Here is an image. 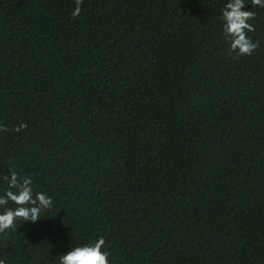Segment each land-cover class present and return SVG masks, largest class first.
<instances>
[{"label": "trees", "instance_id": "16d2710c", "mask_svg": "<svg viewBox=\"0 0 264 264\" xmlns=\"http://www.w3.org/2000/svg\"><path fill=\"white\" fill-rule=\"evenodd\" d=\"M226 2L0 0V195L11 169L54 201L0 259L264 264V8L234 58Z\"/></svg>", "mask_w": 264, "mask_h": 264}, {"label": "clouds", "instance_id": "9594fccd", "mask_svg": "<svg viewBox=\"0 0 264 264\" xmlns=\"http://www.w3.org/2000/svg\"><path fill=\"white\" fill-rule=\"evenodd\" d=\"M76 7L72 12V18H78L83 0H75ZM251 6L264 8V0H251ZM245 0H227L221 8L222 32L229 44L230 52L234 58L250 57L259 48L260 42L253 41L248 35L256 31L255 26L249 21L254 20L256 13L245 9ZM26 122H21L14 131L20 132L27 129ZM8 129L0 125V131ZM3 179L7 182V188L0 195V206L10 203L15 207H3L0 210V233L14 230L17 220L36 223L42 214L49 212L54 207V201L44 191H34L31 176H20L19 173L9 169L8 175ZM110 253L106 250V240L98 237L92 244H83L71 249L58 258V264H110ZM0 264H7L5 259H0ZM57 264V262H56Z\"/></svg>", "mask_w": 264, "mask_h": 264}]
</instances>
